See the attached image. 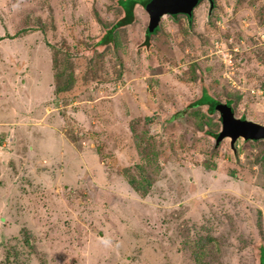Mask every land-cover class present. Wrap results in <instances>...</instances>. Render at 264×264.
I'll return each mask as SVG.
<instances>
[{
  "label": "rangeland",
  "instance_id": "rangeland-1",
  "mask_svg": "<svg viewBox=\"0 0 264 264\" xmlns=\"http://www.w3.org/2000/svg\"><path fill=\"white\" fill-rule=\"evenodd\" d=\"M119 1L0 0V264H260L264 140L189 120L206 86L264 124V0H201L148 44L138 0L100 43Z\"/></svg>",
  "mask_w": 264,
  "mask_h": 264
},
{
  "label": "trees",
  "instance_id": "trees-1",
  "mask_svg": "<svg viewBox=\"0 0 264 264\" xmlns=\"http://www.w3.org/2000/svg\"><path fill=\"white\" fill-rule=\"evenodd\" d=\"M151 1L152 0H142V4H141L138 0H120L119 3L121 4V6L125 12L124 17L121 18L120 20H118L113 26H111L110 29H108L105 32L104 36L100 39V43L106 44V43L111 42L114 38V32L116 31L117 28H119L121 26L128 25L131 22H133L134 17H135L134 8L137 4L140 3L142 6H144L146 8V6ZM123 2H129V5H126V9H124ZM214 5H215V2L213 1V4L211 5V7L213 8ZM178 14L179 13H175L173 15L175 16ZM152 35H153V32H150L147 29L146 30L145 43H147V44L149 43ZM193 78H196V77H193ZM65 88H66V86H62V87H58L57 90H63ZM239 96H240V94H238L236 97L228 94L226 99L223 101V100L219 99L217 96H215L213 93H211V91L206 86H203L201 94L198 96V98L194 102H192L190 104L191 107L195 108L192 111V115L195 116V118H194V120L190 119L189 121L192 120L193 123L196 124L197 127H199V128H205V126L207 124L209 125V123H212L214 126V129H215L216 126L219 125V122L215 123L212 118H207V114H205L202 110H200L201 106L207 105L209 112L214 113V112H216L217 104H219L221 102H225L232 107V109L235 111V114H236V107L238 104L237 99L239 98ZM178 115H180V114H177V113L172 114L171 117L169 118V120L177 119ZM242 118H246V116L243 115ZM146 119L148 120L149 118H146ZM214 129H212L211 131L214 133L213 136L215 138L217 137L216 143L218 144L219 133H218V131H215ZM248 140H251V139L248 138ZM255 140H264V139H255ZM153 145H154V143H153ZM142 153L143 154L140 153V156H142L143 159H147L150 164H155L158 167V163L160 161V155H159V152L157 150H154V148L152 147V148H149V150H147V151H143ZM134 161H136V159H134ZM209 162L211 163L213 161L210 160ZM206 166L210 170L213 169V168H210L211 166L209 163ZM142 170H143V173L141 174V177H138V175L136 173H134L130 167L125 168L124 172L128 177L129 183H131L137 189H141L143 194H145V193L147 194L148 186H152L155 178L152 176L154 178L153 179L151 176L146 175L148 171L146 169H144V167H142ZM262 173H263L262 177L264 179V165L262 167ZM261 251H262V253H261L260 264H264V246L262 247ZM194 253H196V252H194Z\"/></svg>",
  "mask_w": 264,
  "mask_h": 264
},
{
  "label": "water",
  "instance_id": "water-1",
  "mask_svg": "<svg viewBox=\"0 0 264 264\" xmlns=\"http://www.w3.org/2000/svg\"><path fill=\"white\" fill-rule=\"evenodd\" d=\"M199 2L200 0H152L146 6L149 14L147 29L153 33L157 32L163 15L175 13L191 14ZM216 110L220 113L222 125L218 135L219 140L224 137H231V142L234 144L240 137L245 139H264L263 123L237 117L232 107L225 102L217 104Z\"/></svg>",
  "mask_w": 264,
  "mask_h": 264
},
{
  "label": "flooded vegetation",
  "instance_id": "flooded-vegetation-1",
  "mask_svg": "<svg viewBox=\"0 0 264 264\" xmlns=\"http://www.w3.org/2000/svg\"><path fill=\"white\" fill-rule=\"evenodd\" d=\"M212 1H214V0H212ZM200 3V2H199ZM179 14H185V13H179ZM171 15H173V14H171ZM147 30V29H146ZM156 33V32H155ZM154 34V33H153Z\"/></svg>",
  "mask_w": 264,
  "mask_h": 264
},
{
  "label": "clouds",
  "instance_id": "clouds-1",
  "mask_svg": "<svg viewBox=\"0 0 264 264\" xmlns=\"http://www.w3.org/2000/svg\"><path fill=\"white\" fill-rule=\"evenodd\" d=\"M237 117H238V116H237ZM241 118H242V117H241ZM246 119H247V118H246ZM253 121H254V120H253ZM218 133H219V132H218ZM238 139H239V138H238ZM238 139H237V140H238ZM237 140H236V141H237Z\"/></svg>",
  "mask_w": 264,
  "mask_h": 264
}]
</instances>
